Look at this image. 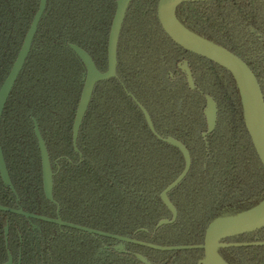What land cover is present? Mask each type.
Here are the masks:
<instances>
[{"label": "trees", "instance_id": "obj_1", "mask_svg": "<svg viewBox=\"0 0 264 264\" xmlns=\"http://www.w3.org/2000/svg\"><path fill=\"white\" fill-rule=\"evenodd\" d=\"M157 4L128 5L116 77L96 83L76 150L73 122L85 67L69 45L86 50L105 71L116 0H46L0 120V146L18 197L17 202L0 178V264L8 253L13 264H142L134 254L150 264H199L208 224L264 199V166L247 131L235 79L173 42L159 23ZM38 6L39 0H0V86ZM175 15L187 30L239 56L264 96V0L185 2ZM183 60L195 90L177 69ZM165 69L175 72L173 81L165 79ZM126 91L145 108L155 132L181 141L191 158L187 175L168 193L177 218L157 229L161 219L171 218L159 195L185 161L178 148L152 133ZM205 94L217 104V123L204 138ZM33 119L50 158L55 203L44 195ZM124 236H131L130 253H98L103 243ZM218 251L228 264H264V227L225 238Z\"/></svg>", "mask_w": 264, "mask_h": 264}, {"label": "water", "instance_id": "obj_2", "mask_svg": "<svg viewBox=\"0 0 264 264\" xmlns=\"http://www.w3.org/2000/svg\"><path fill=\"white\" fill-rule=\"evenodd\" d=\"M130 1L131 0L116 1V10L112 19L108 39V68L105 72H101L96 68L92 58L85 50L75 44L69 45L70 48L79 56L86 69L85 80L73 122V144L75 149L79 128L87 111L95 84L98 81L106 80L116 76V51L118 37ZM187 1L210 0H159L157 6L158 20L165 33L176 44L187 51L203 56L215 62L221 67L227 69L232 74L240 93L247 131L250 135L256 153L258 154L264 166V97L257 78L248 65L240 57L230 52L226 48L187 30L179 23L175 15V9L179 4ZM45 6L46 0H39L38 9L35 12L31 24L26 32L17 57L0 86V120L8 95L30 51L31 43L36 33L40 18L45 10ZM183 69L187 75L188 83L191 89H193L194 83L191 72L186 66H184ZM139 107L144 114L145 120L150 130L154 132L153 124L149 114L143 106L139 105ZM204 114L207 120V133H211L214 130L216 124L217 107L214 100L208 95L206 96V108L204 110ZM33 130L40 150L44 195L47 200L54 203L55 201L53 199L52 193L53 171L45 142L43 141L38 124L35 120L33 121ZM164 141L175 146L181 151L185 160V167L180 175L171 184H169V186L160 195L162 201L172 213V218L162 219L159 221L156 228L175 221L177 217V211L168 198V192L175 188L185 178L191 164L190 154L186 147L179 140L172 137H167L164 139ZM0 178L5 187L15 194V189L6 168L1 146ZM16 200L18 201L17 197ZM19 213L25 217L28 216V214L21 209L20 205ZM58 223L61 224V220L59 218ZM262 227H264V199L251 209L235 216L217 217L212 222H210L206 228L203 246L204 256L202 259H200L199 264H228L219 254L218 250L220 242L225 238L250 233ZM7 232L8 229L6 227V240ZM122 239L128 240V238ZM137 258L140 261L147 263L143 256L137 255ZM3 264H13V259L10 253H8V260Z\"/></svg>", "mask_w": 264, "mask_h": 264}, {"label": "flooded vegetation", "instance_id": "obj_3", "mask_svg": "<svg viewBox=\"0 0 264 264\" xmlns=\"http://www.w3.org/2000/svg\"><path fill=\"white\" fill-rule=\"evenodd\" d=\"M117 1V0H116ZM159 1V0H158ZM210 1H212V0H210ZM131 2V1H130ZM187 2H206V1H187ZM183 3H185V2H183ZM130 4V3H129ZM157 6H158V4H157ZM128 8V7H127ZM177 8V7H176ZM115 10H116V8H115ZM176 10V9H175ZM127 11V10H126ZM115 13V12H114ZM126 14V13H125ZM114 16V15H113ZM125 17V16H124ZM158 18V17H157ZM113 19V18H112ZM124 21V20H123ZM112 23V22H111ZM160 23V22H159ZM123 24V23H122ZM161 25V24H160ZM110 27H111V25H110ZM122 27V26H121ZM162 27V26H161ZM163 29V28H162ZM121 31V30H120ZM165 32V31H164ZM109 33H110V30H109ZM119 35H120V33H119ZM108 39H109V35H108ZM118 39H119V37H118ZM172 40V39H171ZM173 41V40H172ZM174 42V41H173ZM76 45V44H75ZM117 45H118V43H117ZM219 45V44H218ZM78 46V45H77ZM81 48V47H80ZM83 49V48H82ZM84 50V49H83ZM228 50V49H227ZM86 51V50H85ZM87 52V51H86ZM107 52H108V42H107ZM188 52H190V51H188ZM231 52V51H230ZM88 53V52H87ZM192 53V52H191ZM233 53V52H232ZM89 54V53H88ZM194 54V53H193ZM77 55V54H76ZM197 55V54H196ZM236 55V54H235ZM78 56V55H77ZM90 56V55H89ZM200 56V55H199ZM79 57V56H78ZM91 57V56H90ZM203 57V56H202ZM239 57V56H238ZM92 58V57H91ZM205 58V57H204ZM116 59H117V51H116ZM207 59V58H206ZM26 60V59H25ZM81 60V59H80ZM93 60V59H92ZM94 62V61H93ZM83 63V62H82ZM215 63V62H214ZM84 65V64H83ZM96 66V65H95ZM116 66H117V63H116ZM184 66H186L189 70H190V72H191V76H192V79H193V83H194V88L193 89H191V87H190V85H189V83H188V80H187V75H186V73H185V71H184ZM12 67V66H11ZM23 67V66H22ZM85 67V66H84ZM97 68V67H96ZM107 68H108V58H107ZM223 68V67H222ZM22 69V68H21ZM177 69H179V71L185 76V79H186V82H187V85H188V87H189V89H191V90H195V88H196V85H195V78H194V76H193V73H192V71H191V69H190V66H189V63H188V61L187 60H183L182 62H179V63H177ZM107 70V69H106ZM105 70V71H106ZM100 71V70H99ZM105 71H103V72H105ZM102 72V71H101ZM85 75H86V69H85ZM164 76H165V79L167 80V81H173L174 80V77H175V72L174 71H172V70H170V69H165L164 70ZM116 77V76H115ZM115 77H112V78H115ZM110 79V78H109ZM84 80H85V78H84ZM107 80V79H106ZM99 82V81H98ZM15 83V82H14ZM84 84V83H83ZM96 85V84H95ZM95 87V86H94ZM94 90V89H93ZM262 90V89H261ZM127 92V91H126ZM263 93V92H262ZM127 94L129 95V96H131L132 98H133V100L135 101V102H137L135 99H134V97L129 93V92H127ZM208 94H205L204 95V98H205V103H204V106H203V110H202V113H203V116H204V118H205V123H206V131L205 132H203V137L205 138L206 137V135H208V134H210V133H207V120H206V116H205V114H204V110H205V108H206V96H207ZM92 96V95H91ZM209 96V95H208ZM211 97V96H210ZM264 97V96H263ZM212 98V97H211ZM91 99V98H90ZM213 99V98H212ZM214 100V99H213ZM215 102V101H214ZM216 103V102H215ZM89 105V104H88ZM137 105L139 106L140 104L137 102ZM142 106V105H141ZM216 107H217V104H216ZM145 109V108H144ZM142 111V110H141ZM143 113V112H142ZM144 115V114H143ZM145 118V117H144ZM33 121H34V119H33ZM216 123H217V118H216ZM148 125V124H147ZM215 126H216V124H215ZM154 128V127H153ZM214 129H215V127H214ZM214 131V130H213ZM212 131V132H213ZM211 132V133H212ZM152 133H154L159 139H161V140H163L164 141V139L165 138H167V137H172V136H167V137H161V136H159L156 132H155V129H154V132H152ZM173 138V137H172ZM175 139V138H174ZM178 140V139H177ZM44 141V140H43ZM165 142V141H164ZM181 142V141H180ZM167 143V142H166ZM182 143V142H181ZM169 144V143H168ZM183 144V143H182ZM171 145V144H170ZM184 145V144H183ZM173 146V145H172ZM175 147V146H174ZM187 149V148H186ZM76 150H77V148H76ZM50 159V158H49ZM191 159V158H190ZM185 161V160H184ZM51 163V162H50ZM191 165V164H190ZM185 167V166H184ZM52 168V167H51ZM190 169V168H189ZM183 171V170H182ZM180 175V174H179ZM172 183V182H171ZM170 183V184H171ZM169 186V185H168ZM167 186V187H168ZM166 187V188H167ZM165 188V189H166ZM164 189V190H165ZM174 189V188H173ZM163 190V191H164ZM162 191V192H163ZM161 192V193H162ZM161 193H160V195H161ZM169 193V192H168ZM14 194V193H13ZM15 195H16V192H15ZM159 195V196H160ZM16 197H17V195H16ZM18 198V197H17ZM169 198V197H168ZM160 199H161V197H160ZM162 200V199H161ZM170 200V199H169ZM17 201V200H16ZM18 202V201H17ZM163 202V201H162ZM171 202V201H170ZM53 203V202H52ZM55 203V202H54ZM164 203V202H163ZM172 203V202H171ZM19 205L20 204H18V212H19ZM173 205V204H172ZM166 206V205H165ZM174 206V205H173ZM21 207V206H20ZM167 207V206H166ZM21 209H22V207H21ZM167 209H168V207H167ZM176 209V208H175ZM23 210V209H22ZM169 210V209H168ZM24 211V210H23ZM170 211V210H169ZM177 211V210H176ZM26 212V211H25ZM57 212H58V206H57ZM27 213V212H26ZM171 213V212H170ZM20 214V213H19ZM28 214V213H27ZM23 216V215H22ZM25 217V216H24ZM28 217V216H27ZM26 217V218H27ZM59 219H60V217H58ZM171 218H172V213H171ZM171 218H164V219H171ZM177 218V217H176ZM61 220V219H60ZM162 220V219H161ZM160 220V221H161ZM176 220V219H175ZM57 222H58V220H57ZM61 223H62V221H61ZM159 223V222H158ZM157 223V224H158ZM173 223V222H172ZM59 224V223H58ZM170 224V223H169ZM59 225H61V224H59ZM166 225V224H165ZM209 225V224H208ZM31 226H32V229L34 230V229H36V225L35 224H31ZM157 226V225H156ZM163 226V225H162ZM159 228V227H158ZM155 229H157L156 227H155ZM143 229H139V230H137L136 231V233L138 232V231H142ZM206 231V230H205ZM251 233V232H250ZM205 235V234H204ZM122 238H128V240H123ZM131 240V236H124V237H120V238H118V239H116V240H113V241H111V242H109V243H103V245L101 246V248L99 249V251H98V253L99 254H101V253H105V252H110L111 250H113V251H115V252H118V253H123V254H127V253H130V251L128 250V243H129V241ZM224 240V239H223ZM203 246H204V244H203ZM204 249V248H203ZM11 255V254H10ZM135 256H136V258H137V255H141V254H134ZM141 256H143V255H141ZM145 259H146V261H147V263H144V262H142V261H140L138 258V261H140L142 264H150V262L147 260V258L145 257V256H143ZM13 259V258H12ZM200 261V260H199ZM19 264V263H18Z\"/></svg>", "mask_w": 264, "mask_h": 264}, {"label": "bare ground", "instance_id": "obj_4", "mask_svg": "<svg viewBox=\"0 0 264 264\" xmlns=\"http://www.w3.org/2000/svg\"><path fill=\"white\" fill-rule=\"evenodd\" d=\"M261 208V207H260Z\"/></svg>", "mask_w": 264, "mask_h": 264}]
</instances>
